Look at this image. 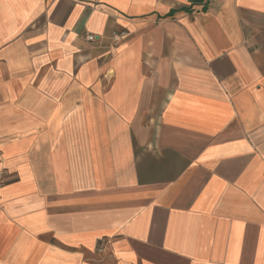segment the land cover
I'll list each match as a JSON object with an SVG mask.
<instances>
[{
    "label": "crops",
    "instance_id": "obj_1",
    "mask_svg": "<svg viewBox=\"0 0 264 264\" xmlns=\"http://www.w3.org/2000/svg\"><path fill=\"white\" fill-rule=\"evenodd\" d=\"M0 264H264V0H0Z\"/></svg>",
    "mask_w": 264,
    "mask_h": 264
},
{
    "label": "built area",
    "instance_id": "obj_2",
    "mask_svg": "<svg viewBox=\"0 0 264 264\" xmlns=\"http://www.w3.org/2000/svg\"><path fill=\"white\" fill-rule=\"evenodd\" d=\"M125 35H126V32H124V31H122V32H116V33L113 34L112 39H113V41L115 43H117L120 40H122L125 37ZM86 39L88 41H93L94 40V37L91 36V35H88V36H86Z\"/></svg>",
    "mask_w": 264,
    "mask_h": 264
}]
</instances>
